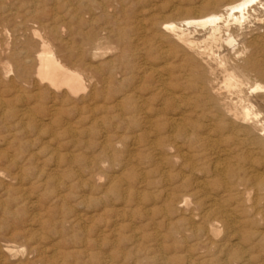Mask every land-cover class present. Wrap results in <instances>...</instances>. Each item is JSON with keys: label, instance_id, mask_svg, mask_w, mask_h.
<instances>
[{"label": "rangeland", "instance_id": "rangeland-1", "mask_svg": "<svg viewBox=\"0 0 264 264\" xmlns=\"http://www.w3.org/2000/svg\"><path fill=\"white\" fill-rule=\"evenodd\" d=\"M105 1L34 0V4L32 0H0V63L6 61L10 65L5 69L0 64V264H237V261L228 260V257L237 255V245L236 248L235 245L229 246V243L236 244L234 237L237 233L233 239L229 238L219 223L217 236L210 240L203 238L202 230H206L209 222L196 216L204 210L199 204L210 196L209 199L213 197L220 209L229 210L226 213L237 219V162L232 163V167L229 164L235 176H224V180L211 170L214 160L223 157L213 156L208 140L194 141L203 135L202 131L199 134L200 129L196 126H204L205 122V126L208 125L205 115L213 114L215 109L203 95L189 89L191 78L187 83L176 78L180 67L185 66H181L178 60L163 58L161 49L172 45L168 39L161 38L153 24L169 20L177 22L181 18L179 15L193 8V12L203 13L204 0ZM54 28L57 30L55 35L52 32ZM86 38L112 49L94 59L84 57L82 71L86 70V73L82 75L83 88L73 96H65L63 90L45 91L43 86L36 84L34 57L41 39H47L52 47H61L67 54L65 64L71 67L76 51L92 48V43V46L83 44ZM71 49L75 52L72 53ZM160 63L164 67L158 65ZM140 64L148 66V70L142 79L137 80L134 73ZM160 67L165 70L167 67L172 72L169 82L176 85L175 91L183 92L182 99L150 94L154 88L151 76ZM102 80L107 81L102 83ZM138 85L147 86L139 93L136 89L133 91ZM129 92L133 98L126 99L124 96ZM118 104L122 111L117 108ZM142 111H147L149 119L143 116ZM181 112L184 118L181 140L169 138L167 119ZM144 120L151 122L152 132L144 131ZM154 131L158 138L156 153L149 150ZM194 132L195 136L192 135ZM214 139L217 138L212 137L210 141ZM102 141L108 150L103 148L105 144ZM219 145L221 149L226 148L223 141ZM197 181L199 185H196ZM200 186L204 187L203 190ZM225 187L229 191H225ZM184 198L188 205L177 204ZM200 198H203L202 202ZM190 215L195 219L190 220ZM222 245H226V250L218 252ZM162 257L164 261L160 260Z\"/></svg>", "mask_w": 264, "mask_h": 264}, {"label": "bare ground", "instance_id": "bare-ground-1", "mask_svg": "<svg viewBox=\"0 0 264 264\" xmlns=\"http://www.w3.org/2000/svg\"><path fill=\"white\" fill-rule=\"evenodd\" d=\"M32 1L34 3V0H32ZM49 4H51V3H49ZM69 4H71V3H69ZM88 4H90V3H88ZM99 4H100V2H99ZM73 5H74V3H73ZM92 5H94V4H92ZM199 5H201V4L199 3ZM202 5H203V8L205 9V12H203V13L193 12L192 10L195 9V8H193V9H191V11H186L187 13L184 12L185 13L184 15H179L178 14L179 17H181V18L177 22L173 21V20H169V21L162 22L160 24L153 23L154 26L157 27V31H158L159 35L161 36V38L164 37V38L168 39V41L172 45L171 48H166V49L164 48L165 50L161 49V55H163V58L165 60L166 59L175 60V62H176V60H178L179 63L181 62L180 63L181 66L182 65L185 66V67H180V70L176 74V78L181 80L182 82H186V83L191 81V83H189V89L194 90L195 93L197 92L198 94L203 95L204 98L207 100V103H209V105L211 106V108L215 109V112L213 114H211V112H209L210 114H206L205 115L206 120L208 119V121H207L208 125L205 126L206 122L204 124L205 127L196 124L197 125L196 127H198V130L200 129L199 131L198 130L197 131L199 132L200 135H201L200 132L202 131L203 135L199 136L198 138H196V140L194 142L197 143L199 141L203 142L204 140H208L209 142H211L210 145L208 144L209 145L208 147H210L211 150L213 151L212 152L213 156H215L217 158H219L221 156L223 157V158H221V160H219V159L217 161L214 160L215 163L213 165V168L211 169V170H214V172L216 173V176L220 177L222 180H224L223 179L224 176H229L230 177V176L235 174L234 170H232L230 168L229 164H231V167H232V166H234V165H232V163H236L237 162V185H236L237 186V219H235L231 214H227L226 213L229 210L225 212L222 209H220V206H218L217 203H215V201H214L215 199L213 200V197H212V199H209V197H210L209 196L207 198L208 200H206L203 203L199 204V206L203 207V209H204V210L201 211L202 213H200L199 210H198V212L200 214L196 215L198 217V219L201 218L202 221L204 219L205 221L208 220V222H209V225L207 226L206 230H202V233L201 232H199V233L202 234L203 238H206V239L209 238L208 240H210L211 238L217 236V233H218L217 224L219 225V223H220L223 226V228L226 230L229 238L233 239L234 235L237 233L236 237H234V239L237 240L236 244L229 243L230 244L229 246L235 245L234 246L235 248H236V245H237V255H233V253H232L233 256L228 257V255H227L229 261H233V262L237 261V264H264V83L261 82V81H264V0H204ZM52 9L54 11V8H52ZM46 10H48V9H46ZM76 10H78V9H76ZM4 11H6V10H4ZM69 11H70V9H69ZM104 11L106 12V9H104ZM8 12H9L8 14H11L9 10H8ZM33 12H34V10H33ZM90 12H91V10H90ZM15 14H16V12H15ZM82 14H84L83 11H82ZM27 15H28V13H27ZM27 15H26V17H27ZM32 15H35V14H32ZM86 15H88V13ZM54 16L56 17V15H54ZM60 17H62V16H60ZM102 17L103 16H101L100 18H102ZM78 18H80V17H78ZM175 19H176V17H175ZM41 20H43V19H41ZM92 20H93V18H92ZM33 23H32V25H34ZM52 27H54V26H52ZM62 27H65V26H62ZM67 27H69V26H67ZM133 28H135V27H133ZM42 29H40V30L42 31ZM138 29H139V27H138ZM31 30L32 29H30V31ZM143 30H142V33H143ZM25 31L26 30H24V32ZM36 31H37V28H36ZM107 31L109 32V30H107ZM0 32H1V30H0ZM52 32H53V35H55L56 32H57L56 28H54V30ZM32 33L35 34L36 32H32ZM83 33L86 34L85 32H83ZM120 33H122V32H120ZM148 33H149V31H148ZM28 34L30 35V33H28ZM144 34H145V32H144ZM29 35H26V36L29 37ZM105 35H107V33ZM107 37H105V38H107ZM109 37H111L113 39L112 36L109 35ZM82 38H84V37H82ZM142 38L144 39V37H142ZM123 39H125V38H123ZM125 40H127V39H125ZM123 41L124 40H122V44H124ZM16 42H18V41H16ZM84 42L85 43H83V44H85V45H90L92 43L93 44V46L91 44L92 48L90 50L83 49V50L76 51V52L71 49L72 53L75 52V59L72 62V66L68 67L65 64V62L67 61V57H66L67 54L65 55L63 53L62 49H60L61 47L59 49H58V46H56V47L53 46L52 47L51 43L47 39H41L39 41V43H38L39 50L37 51V53L35 54V57H34V60H35V63H36L35 78H36V81H37V83L36 82L35 83L40 85L41 87L43 86L45 91L51 90V91H55L56 92V91H62L63 90V92L66 93V94H64L65 96L67 94L71 95V96L76 94L81 88L84 87L83 86V77H82L83 73H86V70L82 71V68L84 66L83 62L85 61L84 57L90 56L92 59H94L96 57L102 56L107 51H110L112 49L111 46H110V48L109 47H102L101 44L99 45L96 42L93 43L92 38L91 39L90 38H86L84 40ZM115 42H117V41H115ZM157 42H159V41L157 40ZM164 42H166V41L164 40ZM103 43H105V42H103ZM110 43L112 45V42H110ZM127 43H128V41H127ZM136 43H137V41H136ZM77 44H79V43H77ZM155 47H157V46L155 45ZM25 48H27V46ZM72 48H74V46ZM147 48L148 47H146L145 49H147ZM125 50H127V49H125ZM136 51H138V50H136ZM69 53H71V52H69ZM125 53H127V51ZM143 53H141V54H143ZM110 54H112V53H110ZM117 54H118V52H117ZM138 55H139V53H138ZM29 56H30V53H29ZM21 57H22V55H21ZM24 57H26V56H24ZM88 59H90V58H88ZM17 60H18V57H17ZM9 61L11 62V59ZM142 62H143V60H142ZM33 63H32V65H33ZM0 64H2V63H0ZM8 65H9L8 62L5 61V63L2 64L1 67L6 69L8 67ZM147 65H149V64H147ZM158 65H161V63L158 64ZM163 65H161V66H163ZM130 67H129V70H130ZM147 67H145V64H142L140 67L136 68V72L134 73V76H137V80L142 79L144 77V75H146L147 70H148ZM167 67H165L166 70L163 69V68L161 69V67H160V70H155L154 71L155 74H153L151 76L152 80H153V83H154V88L150 90V94H152L154 96H156L158 94V95L163 96V97L170 96L171 98L173 97L175 99H182L181 97L183 96V92L182 91H175V88H177L176 85L173 86L169 82V81H171V80H169V78H170V74L172 72L168 71ZM94 68H97V67H94ZM131 69H132V67H131ZM151 69H152V67H151ZM150 73H148V74H150ZM88 74H91V73H88ZM190 78H191V80H190ZM19 79H21V77ZM115 79H116V77H115ZM147 80H148V78H147ZM106 81L107 80H102V83H105ZM88 83L90 84V81ZM31 86H32V84H31ZM145 87H142V86L138 85V86L133 88V91L136 89L139 93H142L146 89ZM149 88L150 87L148 86V89ZM133 91H131V92L135 93ZM131 92L127 93L124 97L126 99L133 98ZM36 93H38V92H36ZM58 93H60V92H58ZM119 96H120V94H119ZM45 97L47 98L46 95H45ZM170 97H168V98L170 99ZM91 98H93V96ZM186 98H185V100H187ZM165 100H166V98H165ZM118 101H119V99H118ZM126 101L129 102L128 100H126ZM192 101L190 103H192ZM119 103H121V102H119ZM154 103H156V102H154ZM185 103H187V102H185ZM164 104H166V103H164ZM114 105H113V107H114ZM140 106H142V105H140ZM143 106H144V104H143ZM184 106L186 107V105H184ZM118 107H119V104H118L117 108ZM128 108L129 107H127V109ZM118 109L121 110V108H118ZM140 109H142V108H140ZM131 110H132V108H131ZM115 111H116V109H115ZM136 112H139V110L137 109ZM116 114H118V113H116ZM142 114H143L144 117L148 116L147 111L143 112ZM186 116H188V115H186ZM186 116H184V117H186ZM197 116H198V114H197ZM198 117H200V116H198ZM147 119H149V118H147ZM183 120H184V118H183L182 112L167 119V122H169V123H167V125H168L167 132L170 134L168 136L169 138H172V139L173 138H175V139L176 138L177 139L180 138V140H181V136L184 133L182 131V122L184 123ZM144 121H145V122H143L144 131H147L148 133L152 132V129H151V125L152 124L150 125L151 122L149 120H147V121L144 120ZM187 121H189V119ZM203 121H204V118H203ZM131 123L132 122H130V124ZM209 123H211V124H209ZM183 126H184V124H183ZM154 127H156V126H154ZM154 133H153V135H155V137H154V140L153 141L151 140V142H150L149 150H151L152 152L156 153L155 151L158 150L157 149L158 148L157 147V143H158L157 139L158 138H157V133L155 131H154ZM192 135L195 136V132ZM188 136L190 137V135H188ZM212 137H216L217 139H214L213 141H210V139ZM136 139L137 138H135V140ZM169 140H171V139H169ZM103 141L105 142L106 140L104 139ZM189 141H191V140H189ZM222 141L226 144V146H225L226 148L225 149H221L219 147L220 146L219 143L220 142L222 143ZM104 142H103V144H105ZM167 142H169V141H167ZM204 142H206V141H204ZM139 143H140V141H139ZM169 144H171V143H169ZM187 144H188V142H187ZM190 146L191 145L188 144L189 148H190ZM105 147H106V144H105V146H103V148H105ZM132 147H134V146H132ZM202 147H200V148H202ZM221 147H223V145H221ZM210 148H209V150H210ZM106 149H107V147H106ZM172 150H173V148H172ZM192 152H194V151H192ZM196 152H198V151H196ZM157 155H158V153H157ZM180 156L183 158V155H180ZM188 156L190 157V155H188ZM195 157H196V155H195ZM157 160L159 161L158 158H157ZM185 160H186V158L183 161H185ZM187 161H189V160H187ZM190 162H188L187 164H189ZM200 164H202V163H200ZM88 166H91V165H88ZM211 167H212V165H211ZM100 168L101 167H99L98 169H100ZM190 171H192V169ZM214 172H212V173H214ZM215 173H214V175H215ZM197 174H199V173H197ZM188 175H190V174H188ZM188 175H187V177H188ZM199 175H201V174H199ZM183 176L184 175H182V177ZM175 177L177 178V176H175ZM187 177H185V178H187ZM166 178H167V176H166ZM166 178L164 177V179H166ZM225 178H227V177H225ZM235 179H236V177H235ZM177 180H178V178H177ZM114 182H117V181H114ZM140 183H142V182L140 181ZM195 183L196 182H194V185H195ZM182 184H184L183 186H185V183H182ZM197 184H198V181H197L196 185ZM201 185H203V184H201ZM225 185H227V184H225ZM205 187H207V186H205ZM203 188L201 187L202 190H203ZM224 189H225V191L226 190L229 191L227 187H225ZM198 190H199V188H198ZM234 190H232V191H234ZM194 192H193V194H194ZM160 194L161 193H159V196H160ZM167 195L168 194H166V196ZM197 197H199V196H197ZM204 197H206V196H204ZM124 199L126 200V197H124ZM202 199H201L200 202H202ZM136 201H138V200H136ZM165 202L166 201H164V203ZM177 204L188 205V200L185 199V198L182 199V200H178ZM235 208H236V206H235ZM155 209H157V208H155ZM155 209H154V211H156ZM162 210H164V209H162ZM185 212H186V210H185ZM177 214H178V212H177ZM172 218H173V216H172ZM189 218H190V220H194L195 219V217L191 216V215H190ZM166 219H167V217H166ZM202 221H201V223H202ZM180 225H181V222H180ZM171 228H174V227H171ZM182 230L184 231V229H182ZM151 235H152V233H151ZM157 235H159V234H157ZM172 235H174V234H172ZM190 236H191V234H190ZM191 237H189V238H191ZM155 238H158V237H155ZM163 238H164V236H163ZM137 240H138V238H137ZM191 240L193 241V237H192ZM173 241H175V240L173 239ZM166 242H167V240H166ZM177 242H178V240H177ZM214 242H216V241H214ZM175 243H176V241H175ZM181 243H183V242H181ZM199 243H198V245H199ZM152 244L154 245L153 242H152ZM193 244H191V246ZM198 245H197V249H199ZM200 245H201V243H200ZM160 246H158V247H160ZM177 248H179V250H180V247H177ZM206 248H207V246H206ZM6 249H8V246H7ZM161 249H162V247L160 248V250ZM186 250H187V248H186ZM225 250H226V245L219 246L218 249H217L218 252H224ZM172 252H176L177 253V251H172ZM7 253H8V251H7ZM9 253H10V251H9ZM193 253L194 252H192V255H193ZM206 253H207V251H206ZM208 253H210V255L213 254L211 252H208ZM161 255H162V253H161ZM163 257L160 258V260H163ZM189 257H191V256L189 255ZM174 258H175V256H174ZM193 259H194V257H193ZM164 260H165V257H164ZM187 260H190V258L187 259ZM211 261L214 262L213 260H211ZM178 262H180V261H178ZM160 263L162 264V262H160ZM191 263H192V261H191ZM202 263H205V261L202 262ZM221 263H223V262H221ZM223 264H225V263H223Z\"/></svg>", "mask_w": 264, "mask_h": 264}]
</instances>
